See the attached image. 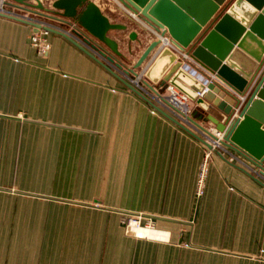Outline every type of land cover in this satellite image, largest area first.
I'll use <instances>...</instances> for the list:
<instances>
[{
  "label": "crops",
  "instance_id": "0c3cea01",
  "mask_svg": "<svg viewBox=\"0 0 264 264\" xmlns=\"http://www.w3.org/2000/svg\"><path fill=\"white\" fill-rule=\"evenodd\" d=\"M90 1L126 26V49H141L118 59L131 68L154 36L116 0ZM3 10L14 18L0 14V264H264V186L255 179L264 180L242 155L223 146L209 153L197 140L210 145L205 133L153 114L61 36L48 33L39 55L35 29L21 20L61 26ZM138 216L142 228L129 235Z\"/></svg>",
  "mask_w": 264,
  "mask_h": 264
},
{
  "label": "water",
  "instance_id": "95a60500",
  "mask_svg": "<svg viewBox=\"0 0 264 264\" xmlns=\"http://www.w3.org/2000/svg\"><path fill=\"white\" fill-rule=\"evenodd\" d=\"M8 1L6 5L16 10L59 24V28L44 29L63 37L124 83L157 114L189 132L125 78L133 77L158 98L168 85L180 91L195 105L189 123L205 133L210 142L218 141L242 155L264 178V0H116L142 24L139 26L143 32L154 36L128 69L118 62L122 58L118 42L108 36L110 31H125L126 26L112 23L95 2L55 0L47 7L39 0ZM21 21L38 33L37 23ZM129 39L136 40L137 34L131 32ZM181 53L217 81L204 87L190 77L182 68ZM203 91L202 97H198ZM205 102L217 108L223 120L205 113L201 107ZM200 122L211 125L222 138L207 131ZM197 140L211 149L201 138ZM255 181L264 186L260 180Z\"/></svg>",
  "mask_w": 264,
  "mask_h": 264
},
{
  "label": "built area",
  "instance_id": "2783aa9c",
  "mask_svg": "<svg viewBox=\"0 0 264 264\" xmlns=\"http://www.w3.org/2000/svg\"><path fill=\"white\" fill-rule=\"evenodd\" d=\"M7 2L8 0H0V12L1 13H5L3 10V7ZM35 23H37L40 26V29L38 30V33L32 36L31 44L36 49V51H38V54L43 56V54H46L49 50V44L45 39V36H47L49 32L45 30L44 28L48 27V28L53 29L54 27L48 26L47 24H44V23H38V22H35ZM179 56L182 60L183 70L187 72L189 76L192 77L193 79L200 81L204 85V87H207L210 83L213 82V80L217 81L214 75L212 76L209 73L208 75H202L198 72L197 69L195 70L193 67L195 63L185 53H181ZM132 82H134V84L137 87H139V82L137 80H134V81L132 80ZM204 92L205 91L198 93L197 94L198 97H202ZM152 98L155 99L156 105L160 106V108L167 110L172 116H174L179 121L181 120L182 122L189 124L188 118L190 117V113L192 112L193 103H191L189 98L183 95L180 91L168 85L163 95L161 96V98L154 97V96H152ZM151 112L155 114V111L153 109H151ZM211 132L213 131L211 130ZM215 134L219 138L220 136L222 137V135H220L219 133L218 134L215 133ZM210 143H211L210 144L211 150L209 153L222 148V146L219 144L218 141L210 142ZM208 156L209 155L206 154V158ZM251 170L254 174L258 175L255 169H251ZM201 176H202V173H201ZM261 179L264 180V178H261ZM132 221H134L135 223H137L138 226L141 227V218L139 216L129 219L128 225Z\"/></svg>",
  "mask_w": 264,
  "mask_h": 264
},
{
  "label": "rangeland",
  "instance_id": "374dc122",
  "mask_svg": "<svg viewBox=\"0 0 264 264\" xmlns=\"http://www.w3.org/2000/svg\"><path fill=\"white\" fill-rule=\"evenodd\" d=\"M49 1H51V0H43V2H44V4H46V5H48L47 7H49ZM9 2V1H8ZM11 2V1H10ZM43 4V5H44ZM32 5H36V3L35 2H33L32 3ZM121 22H123L124 23V21L122 20ZM117 33H114V34H117V35H119V37L121 36V47H120V51H121V53H122V55L124 56L123 57V60H125V62H128V60H133L134 58H136L137 56H138V54H139V52H140V48H130V50H131V53H130V50H128V49H126L124 46V44H126L127 43V41H128V37H127V39H124V37H122V36H124V35H126V32L125 31H116ZM130 227H133V228H136V229H140V228H142V227H140V226H138L137 225V223H135L134 221H132V222H130L129 223V225H128V228H127V233L129 234V235H132L133 236V234L131 233H129V229H130ZM149 227H146V228H143V229H148ZM136 236V235H135Z\"/></svg>",
  "mask_w": 264,
  "mask_h": 264
},
{
  "label": "bare ground",
  "instance_id": "6f19581e",
  "mask_svg": "<svg viewBox=\"0 0 264 264\" xmlns=\"http://www.w3.org/2000/svg\"><path fill=\"white\" fill-rule=\"evenodd\" d=\"M179 28H180V26L178 25V30H179ZM181 28H182V27H181ZM215 133H216V132H215ZM219 134H220V133H219ZM220 135H221V134H220ZM218 138H219V137H218ZM221 138H222V137L220 136L219 139H221ZM130 229H131V230L129 231L130 233H133V232H134V233H136V234H139V232L134 231L132 227H130ZM138 231H139V230H138ZM143 231H144V230H143ZM149 231H150V230H149ZM144 233H145V232H144ZM151 234H152V233H150V235H151ZM140 235H141V234H140ZM146 235H147V234H146Z\"/></svg>",
  "mask_w": 264,
  "mask_h": 264
}]
</instances>
